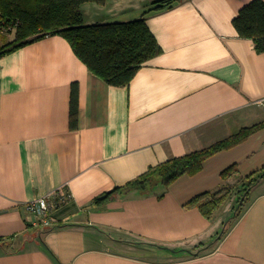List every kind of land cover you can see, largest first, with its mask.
I'll list each match as a JSON object with an SVG mask.
<instances>
[{"label": "crops", "instance_id": "crops-1", "mask_svg": "<svg viewBox=\"0 0 264 264\" xmlns=\"http://www.w3.org/2000/svg\"><path fill=\"white\" fill-rule=\"evenodd\" d=\"M161 1L81 11L87 25L128 22ZM252 1L182 0L148 14L162 53L123 87L96 76L59 35L0 57V264H264V179L222 233L245 178L264 168V129L168 190L95 205L153 167L264 122V53L233 24ZM15 40L16 30L0 31V48ZM232 166L237 173L224 180ZM227 185L233 194L211 219L185 207ZM39 198L57 203L56 226L28 211Z\"/></svg>", "mask_w": 264, "mask_h": 264}, {"label": "trees", "instance_id": "trees-1", "mask_svg": "<svg viewBox=\"0 0 264 264\" xmlns=\"http://www.w3.org/2000/svg\"><path fill=\"white\" fill-rule=\"evenodd\" d=\"M182 0H163L147 10L141 19L128 22L87 25L81 7L87 3L104 5L107 0H0V28L11 33L16 30V40L0 48V57L6 53L44 39L59 35L65 38L77 57L99 78L116 87L127 86L141 67L162 53V48L147 25L146 16L162 11ZM233 24L241 38L254 41L258 53H264V0H253L241 9ZM79 89L72 91L71 129L78 128ZM264 129V122L241 130L238 134L215 145L181 158L171 159L151 168L148 172L122 188H116L95 201L104 206L115 195L137 191L150 194L158 185L167 190L181 177L195 176L203 170L204 163L223 151L240 145L250 136ZM237 173L236 166L222 173L224 180ZM264 179V168L245 178L238 191V201L233 216L224 224V233L250 200V193ZM234 187L227 185L214 192L196 196L185 205L198 207L211 219L216 211L231 198ZM164 194L160 195L163 197Z\"/></svg>", "mask_w": 264, "mask_h": 264}, {"label": "built area", "instance_id": "built-area-1", "mask_svg": "<svg viewBox=\"0 0 264 264\" xmlns=\"http://www.w3.org/2000/svg\"><path fill=\"white\" fill-rule=\"evenodd\" d=\"M69 198L70 196H66V198H61L59 202L64 203L65 199ZM55 204L57 203L51 202L48 198H39L28 203L27 209L39 219V221L45 228H52L56 226V220L51 216V213L55 208Z\"/></svg>", "mask_w": 264, "mask_h": 264}, {"label": "rangeland", "instance_id": "rangeland-1", "mask_svg": "<svg viewBox=\"0 0 264 264\" xmlns=\"http://www.w3.org/2000/svg\"><path fill=\"white\" fill-rule=\"evenodd\" d=\"M0 31H2V30H1V28H0ZM5 32H6V31H5ZM1 38L3 39V38H5V37H4V36H2ZM231 186H232V185H231ZM236 199H238V197H236Z\"/></svg>", "mask_w": 264, "mask_h": 264}]
</instances>
